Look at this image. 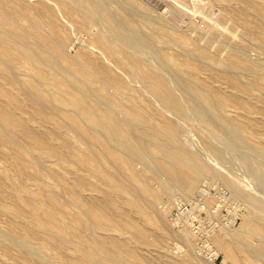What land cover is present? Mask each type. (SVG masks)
<instances>
[{
  "label": "bare ground",
  "instance_id": "1",
  "mask_svg": "<svg viewBox=\"0 0 264 264\" xmlns=\"http://www.w3.org/2000/svg\"><path fill=\"white\" fill-rule=\"evenodd\" d=\"M52 1L65 9L70 16H80L83 27L94 36L96 44L118 67L126 70L128 77L119 75L104 65H92L78 58L75 63L69 62L67 65L62 63L61 59H65L61 51L66 41L65 34L56 33L54 29L47 30L41 18L42 15L55 12L51 6ZM116 1L124 9L125 14L115 10L110 0H39L31 7L38 11L39 16L28 17L29 7L23 0H0V146L9 147L8 154L17 160L18 171L31 166L34 175L42 182L40 188L42 193L32 191L22 193L27 188L23 185L24 188L16 189L14 205L0 203V209L14 217L27 215L34 229L25 235L0 228V244L8 243L42 264H62V261H66L67 264H217L221 256L220 250L224 257L222 264H228L230 259L234 264L235 262L239 264L243 258L247 259L246 264L264 261V197H262L264 195L259 196L262 192L256 193L259 190L255 192L254 187H251L253 190L244 189L232 181L231 177L225 178V185L232 190L233 195L245 199L248 203L246 205L250 207L249 215H246L239 227L224 226L220 232L217 230L210 232L203 246L207 248V253L206 250L200 249L202 253L197 255L190 249L191 238H195L194 232L186 226L177 227L170 213L169 222L173 230L180 235L178 238L187 240H181L184 244L172 240L176 243L172 247L174 251L169 253L164 251L168 248L160 244L171 227L165 216L175 200L172 193L174 184L181 185L182 194L193 193L203 178L220 175L218 170H215L217 168H214L217 161L223 165L235 157L238 158L244 163L247 171L243 176L248 177L249 174L250 177L257 179L264 191V151L257 149L256 143L252 144L255 148L251 147L242 135L244 129L259 131V135L264 131V99L248 93L246 87L237 80H230L208 69L212 64L219 66L224 72L236 70L237 74L241 72L237 69H245L256 78L253 83V87H256L264 85V63L256 60L244 61L243 51L247 50L237 44L238 47L236 43L227 45L237 46L235 49L232 47L234 50L227 56L224 50L221 52L225 56L214 51L215 49L212 50L208 45L201 44L198 37H195L199 30L198 23V29L195 30L197 32L191 33L194 37L181 35L177 40L192 45L188 50L185 48L187 56L195 58L199 63L180 64L157 45L164 36L170 39L173 36L158 32L155 28L153 33L144 32L134 22L136 21L134 13L144 17L138 13L141 9L135 12L139 8L138 3L135 0ZM188 1L186 3H189ZM214 2L217 3L215 0ZM198 3L201 4L196 2L194 5L197 6ZM235 4L238 6L233 4L227 10L229 22L237 18L245 19L250 13L263 20L264 0H235ZM212 6L213 4L208 7L209 10ZM10 8L14 9V14L8 11ZM208 8L204 9L206 13L209 12ZM147 13L148 11L145 13L146 16ZM152 13L150 19L153 17ZM193 13L188 18H191ZM17 15L27 17L34 32L23 28ZM208 16L205 15V18ZM223 17L225 21L226 16ZM201 18L204 19L203 15ZM167 22L171 21L167 19ZM173 24L170 25L174 26ZM177 26L179 25L175 27ZM229 26L225 25L227 29ZM188 29L191 30L189 27ZM209 30L206 32L209 33L211 31ZM206 32L202 31L204 34ZM241 35H238L239 37L234 35V38L239 40ZM246 35L261 39L260 45L264 50V28L261 23L254 27L248 26ZM213 38L219 40V37ZM225 41L228 43L232 40ZM71 44L74 45L73 42ZM144 53L148 57L150 55L155 64L147 63ZM25 67L29 70L28 77H21V70ZM129 79L131 84L132 81L140 82L141 87L153 95L163 109L170 111L169 114L172 113L173 116L159 114L156 118L132 97L120 94V90L133 92L134 88ZM220 80H227L229 90L215 84ZM202 81H208L210 84L203 86ZM111 88L114 89L113 92L109 91ZM179 89H184L187 94H180ZM231 104L242 112L239 113L242 120L228 118ZM191 116L194 117L192 119H197L195 122L199 121L200 126L210 131L209 137L215 139V143L206 142L208 146L206 149L211 150L210 152L207 150L208 154L212 152L211 155L217 160L214 165L212 161L213 168L207 160L205 162L202 159L203 155L200 157V153L198 154L195 149L193 150L196 152L189 150L182 138L184 125H181L179 120L178 123L176 119L189 120ZM185 125L189 127L186 123ZM70 131L81 136L84 151L70 143L67 137ZM55 136L62 138L58 144L54 143ZM78 140L80 142V139ZM61 151L67 160L69 156L66 151H71L70 155L78 167L70 171V177L59 176L56 183L59 187L57 192L49 189L50 186L45 180L44 158L54 156L63 159ZM151 157L155 158L153 163L149 162ZM135 160L143 161L145 169L138 170ZM158 171L165 172L167 177H163L167 179L162 181L159 187L153 188L149 184V172ZM236 172L238 173L237 170ZM5 177L12 179L9 172L5 173ZM84 187L89 194L82 193ZM64 194L70 195L71 199H67ZM61 196L66 197L68 201L62 202ZM165 197L168 199L164 200L161 208H158L157 205H160L158 203ZM211 199L209 198V201ZM122 203H126L128 208ZM146 209L153 212L158 226L165 231V235L159 234L160 240L156 241L159 244L157 246L160 249L159 256L146 246L149 242L150 228L141 221L144 218L131 216V212L136 211L142 213L141 217L148 215L151 219ZM66 215H70V222L65 220ZM116 228L124 232L120 238H116L110 232ZM170 232L173 233L170 230L167 234L171 235ZM48 241H54L60 247L71 243L81 255L69 259L61 251L60 258L51 257L43 252V244ZM215 243L218 248H215Z\"/></svg>",
  "mask_w": 264,
  "mask_h": 264
},
{
  "label": "rangeland",
  "instance_id": "2",
  "mask_svg": "<svg viewBox=\"0 0 264 264\" xmlns=\"http://www.w3.org/2000/svg\"><path fill=\"white\" fill-rule=\"evenodd\" d=\"M23 1L29 7L28 15H27L28 17L39 16L38 11L37 10L34 11L35 9L31 8L34 5V3L36 1H39V0H36V1L35 0H32V1L31 0H23ZM135 1L139 5V8L135 12L137 13L138 10L141 9L142 11L139 10L138 13L144 15V17H143L141 15L139 16V14L137 15V14L134 13L133 16H135L134 18L136 20V21H134L135 24L139 28H142V30H144V32H147V33H153L154 32V28H155V30L158 31V32H161V33L164 32V33H167V34L169 33L171 36H173V37H171L172 39H170L168 36H164L161 40H159L157 42V45H158V48L160 50H162L163 52H165L167 54L169 53L168 55L172 56L180 64H186V63L190 62V63L196 65V64L199 63V61L196 60L195 58H190V57L187 56L186 49L188 50L189 48L192 47V45L190 43H188V42H180L179 40H177V37H179L181 35H184L186 37H194V35L191 34V33H195L197 31L198 32H197V34L195 33V37L196 36L198 37V40H200L199 42H201V44L208 45L212 50L215 49L214 51L222 54L223 56H225L224 55L225 52H226V56H227V54H230L239 45L240 47L243 46V49L247 50V51H245V50L243 51L246 54L245 55L243 53V56H244V59H245L244 61L256 60V61H261V62L264 63V60H263L264 59V56H263L264 55V50H262V47L260 45V42L262 40L258 39V38H255V37H250V36L246 35V28L248 26L254 27L256 24L261 23L263 28H264V18L261 21L260 19H258L257 16H255L252 13H250L247 18H245V19L244 18L243 19H241V18L232 19L230 21L231 22L230 23L229 22L230 19L227 18V10L233 4L238 6L237 4H235V0H215L217 3H215L214 0H210V1L209 0H202L204 2H202L201 0H199V1L198 0H189V1L187 0L190 4L186 3L187 1H185V0H182V2L180 0H179L180 2H178V0H160V1L159 0H150V1L149 0H135ZM142 1H143V3H142ZM193 1H195V2H193ZM110 2H111V6L114 5L113 8L114 9L116 8L115 10H118L122 14L126 13V12H124V9H122L120 7V5H118L119 4L118 1H116V0L111 1L110 0ZM167 2H169V3H167ZM196 2H200V3L202 2V3L200 5L198 3V5L195 6L194 3L196 4ZM184 4L186 6H184ZM212 4H213V6L209 10L208 7H211ZM51 6H52V8H54L56 13L54 12V13H51V14H48V15H42L41 18H42V23L45 26H47V30L52 31L54 29L53 31L56 32V33L65 34L66 41H65V43H64V45H63V47L61 49L62 54L64 55L65 59H63V58L61 59L60 58L62 63L66 64V65L69 64V62L75 63L76 62V58H78L79 60L86 61V62H88V63H90L92 65H94V64H96V65H104V66L108 67L109 69L115 70V72L117 74L122 75L124 77H128L127 73H126V70L118 67L117 64L114 62V60L111 57H109L107 54H105V52L101 49V47L96 44L94 36L87 29H85L83 27L80 16H78V15L70 16L65 11V9H63L62 7H59V5H57V3L55 1L51 2ZM164 7L167 8V9H165ZM184 7H185V9H190L192 11V13H193V11L197 10V12L195 11V13H193L194 16L192 15V17H191L192 19L190 17L188 18V16L192 14L191 11L183 9ZM196 7H197V9H196ZM146 8H148L150 10V12ZM206 8H208L207 12L209 10L208 13H206V11H204V9H206ZM13 10L14 9L10 8L8 11L10 13L14 14ZM157 10H159V11H157ZM147 11H148V13H147V16H146L145 13ZM166 11L169 14L166 13ZM199 12H201V13H199ZM151 13L153 14V17L151 19H153L156 16L155 19H153L154 21L149 18V17H151ZM204 13H206V14H204ZM61 14H64V15L62 16ZM222 14H224L226 16L225 17V21L227 23L224 21V17H223L224 15H222ZM202 15H203L204 19L201 18ZM205 15L206 16L209 15L208 17L210 19L208 17L205 18ZM163 16L166 17V19L163 18ZM17 17H18L20 25L23 28H25L27 31H29L31 33L34 32V29L31 28L30 21H29V19L27 17H23V16L21 17L19 15H17ZM147 17H148L149 22L147 20ZM185 17H186V19H185ZM194 17H196V20H195ZM137 18H139L141 21L139 19L137 20ZM220 18H223V20L221 21ZM167 19H168V21H171V22L170 23L167 22ZM211 19H212L213 23L211 22ZM158 20L160 22L156 23V21H158ZM197 20H199V22ZM220 22L223 23L222 24L223 26L221 25ZM237 22H239L238 23L239 25H237ZM21 23H23V24H21ZM167 23H169L168 26H166ZM171 23H174L173 24L174 26L170 25ZM198 23H199V30L195 31L196 29H198ZM139 24H141V25H139ZM212 24H214V25H212ZM176 25H179L180 27L179 26L175 27ZM225 25H228V26L230 25L229 27L233 28L231 30H234V31H237V29H239V30L237 32L231 31L230 28L227 29L226 28L227 26L225 27ZM210 26L213 27V28H211ZM238 26H239V28H238ZM188 27L191 28V30H193V28H195V29L192 32L190 29H188ZM240 27H242V28H240ZM179 28L181 30H179ZM208 28H211L210 29L211 31ZM223 29L224 30L226 29V30L223 31ZM208 30L210 31L209 32L210 36H209V33L206 32ZM71 31H73V32L71 33ZM202 31H204V33L206 32V34L202 33ZM227 31H228V33H227ZM87 32L89 33L90 36L88 35ZM212 32H215V33H212ZM216 33H219V35L220 34L223 35V37L220 35L221 39L225 38V39H222L223 42L221 41L220 36H218V34H216ZM85 34H86V36H85ZM234 35L235 36L236 35L237 36L241 35V37L238 40V39L234 38ZM78 36H79L80 39L78 38ZM205 36L206 37L209 36V38L207 37V39H206V38H204ZM214 36H215L216 39H217V37H219V40L218 39L214 40V38H213ZM231 36H232L233 39L231 38ZM228 39L232 40L233 42L232 41H228ZM172 40H174L176 43L174 41H172ZM202 40H204V41L202 42ZM225 40H227L228 43ZM242 40H245V41H242ZM247 40H249V42H247ZM250 40H251V42H250ZM215 41L218 42L217 43L218 45L216 44ZM71 42H73L74 45H72V44L70 45ZM214 43L216 44L215 48H214V45H215ZM232 43L233 44L236 43V45L237 44L238 45L237 46L233 45V46L228 47ZM249 43H251L253 45L250 46ZM89 44H90V46H88ZM255 44H258V45H255ZM165 45H166V47H165ZM91 46H93L94 48L91 47ZM182 46H184V47H182ZM211 46H213V47H211ZM245 46L246 47L248 46L250 48H248V47L245 48ZM71 47H73V48H71ZM224 47H225V49H224ZM254 48H256L257 50L254 49ZM223 50H224V53H222ZM229 50H230V52H229ZM68 51H70V52H68ZM181 52L184 53V54H182ZM248 52H250V53L247 55ZM72 53H74V54H72ZM143 56L146 58L147 63H151L152 62V63L155 64V62L153 61V58H150V55L148 57L147 54L144 53ZM257 56H259V57L257 58ZM176 57H178V58H176ZM252 57H254V58H252ZM181 59H183V60H181ZM150 60H152V61H150ZM216 67H219V66H217L215 64H212V65L208 66V69L211 72H213V73L216 72L215 74L221 75L223 77L226 76L230 80L231 79L237 80L239 83L243 84L244 87H246L248 93H250L251 95H255V96L258 95L257 97H260V98L264 99V85L253 87V83L255 82L256 78L253 76V74L251 72H249V71H247L245 69H237V70L241 71V72H238L240 74H237L236 70H234L233 72L232 71L224 72V71H222V68L220 69V67H219V69H218ZM184 68L186 69L187 67L184 66ZM188 69H190V68H188ZM242 71H244V73H242ZM21 72H22V74L20 75L21 77H28L29 70L26 67L22 68ZM246 72H248V74ZM58 77L61 78L60 76H58ZM242 80H244V81H242ZM136 82L137 81H132V84H131V80H130V84L134 88L133 92H131L130 90H120V94H122L124 96H127V97H132L141 106H143L145 109H147L148 112L154 114L156 116V118H158L159 114H164L165 116H169L170 115L169 117L173 116L172 113L169 114L170 111H166L165 109H163V106L160 104V102L153 95L148 94L149 92H147L145 89H143V87H141L142 84L140 82H137V83ZM248 82L249 83L251 82V84H249ZM208 83H209L208 81H202L203 86H208L210 84V83L209 84ZM215 84L220 86L221 88H224L225 90H229V87H228L229 84L227 83V80L226 81L225 80L216 81ZM257 87H259L261 91ZM111 89L109 91L113 92L114 89L113 88H111ZM182 90L179 89L178 92L180 94L186 95L187 91L184 92L185 90L184 89H182ZM262 91H263V94H262ZM151 101H153V102H151ZM229 109L231 111L227 115L228 118H234V119H237V120H242V118L239 115V113H242V112L237 110L235 105L231 104L229 106ZM192 117L193 116H191V118L189 120L176 119V121L177 120L181 121L180 122L181 125H184L182 127L184 128L183 129L184 130L183 135L185 134V136L183 137V135H182V138H183L184 142L186 143L187 148L189 150L194 151L193 149H195L197 151V153L198 152L200 153V154L198 153L200 155V157H201V155H203L202 159L204 161L207 160L208 161L207 163H209V165L212 167L217 160L215 158H213L214 156H212L213 155L212 152L208 154V152H210L211 150L209 148L206 149L208 147L206 145V142L207 141L214 142L215 139H213L212 136L209 137L211 135L210 131L208 129H206L205 127L200 126L201 124L199 123V121L195 122L197 119L195 118L196 120H194V119H192ZM179 121H177V122L179 123ZM183 122H184V124H183ZM185 123L187 125H189V127H186ZM202 129H204V131H206V133ZM208 131H209L210 135L208 134ZM71 132L72 131H70L68 133V135H67L68 140L70 141V143L73 146L76 145V147H79L80 151H84L85 150V146H84V141L81 138V136H79L74 131H73V133H71ZM260 133L261 134L259 135V131L255 132L253 129H247V130L244 129L242 131L243 137L245 136V140L249 143V145H251V147L255 148L254 146L258 145V146H256L257 149L264 151V131H261ZM74 137H76V138L74 139ZM55 138L56 139H55L54 143H57V144L62 140V138L58 137V136H55ZM78 139H80V142H79ZM204 139H206V140H204ZM80 144H82V145H80ZM252 144H255V145L252 146ZM259 144H261V145H259ZM188 145H189V147H188ZM207 150H209V151L207 152ZM196 151H194V152H196ZM8 152H9V147L7 145H3V146L1 145L0 146V203L1 204H6V205L7 204H13L14 205L15 193H16V189L18 187L19 188H24L23 185L27 186V188L24 189L22 193H24L25 191H32V192L42 193V191L40 190L42 182L34 175V169L31 166H27L23 171H18L17 160L15 159V157L10 156L8 154ZM63 153L64 152L61 151V154L64 157L63 159H60L59 157H54V156L48 157V158L47 157L44 158L45 159L44 161L46 162V165H45V162H44V166L46 168L43 169L45 180L50 186V187L48 186L49 189H52V190L54 189L57 192H59V187H58V185L56 183L59 180V176L60 175H63V176L67 175V177H70L71 176L70 171L71 170H76L77 167H78L77 164L75 163V160L70 155L71 151H66L67 155L69 156L68 160H67L66 156H64ZM206 155H207V157H206ZM208 157L210 158V160H209ZM206 158H208V159H206ZM236 159H237V161H236ZM153 160L155 161V158L151 157L149 159V162L153 163L154 162ZM239 161H240V163H239ZM134 163H135V165H136L138 170H144L145 169V163L143 161L135 160ZM212 163H213V165H212ZM229 163H231V164H229ZM220 164H221V162L218 164V161H217L216 165H215L216 167L213 166L214 168H217L215 170L216 171L218 170L217 172L220 173V175L219 176L212 175L213 177L210 175L211 178H209V176H207L208 178L207 177L203 178V180L200 181V183H199L198 189L195 190L191 194L186 195V194L180 193V192H182L181 185L180 184H178V185L174 184V189H172V193L174 194V199L175 200H174L173 205L170 208L171 210L168 213H166L165 219H166L167 222H169V214L173 212V210L178 206L179 203L187 202V201H193V200H195V198L197 200V198H199L201 196V193H202L203 189H205V190H207L209 192H208V196H207V192H206V195H204L203 197L207 200V203L209 204V206L215 205V203L217 201V197L219 196L220 192L223 194V197H220L221 198L220 207H218V208H210V209L214 210L213 213L211 214V216L208 217L205 214L203 215V217L207 218V219L204 220L203 224L205 226L214 225L215 229H217L218 232L222 231V229H224L225 227H228L230 225L233 226V227H239L241 225L243 220L246 218V215L247 216L249 215L250 207H249V205H246L247 202L245 201V199L240 198V197H236L235 195H233L232 190L227 185H225V183H224L225 178L226 177H231L233 179L232 181L237 182L244 189L245 188L246 189L250 188V190H253V189L255 190L256 189L255 192L257 190H259V191L256 192V193H259V194L262 192L259 196L264 195L263 194L264 191L261 188L260 182L257 179L250 177L249 174H248V177L247 176H245V177L243 176V175L247 174V171H246L244 163L241 160H239L238 158L235 157L230 162L223 163L224 166L220 165ZM233 164H234V166H233ZM219 165H220V167H219ZM222 166L224 167V169H223ZM227 166H229V167H227ZM221 167H222V169H221ZM234 167H235V169H234ZM236 170L238 171V173L236 172ZM6 172H9L11 174L12 179H9V178L5 177V173ZM158 172H159V174H157ZM158 172L157 173L156 172H149V174H150L149 184L153 188L159 187L160 183L162 181H164V180L166 181V179H167V178L166 179L164 178V177H167L165 175V172H163V171H158ZM46 173H48V175ZM51 174H52V176H51ZM236 178H238V179L236 180ZM244 178H246V179H244ZM250 180L253 181L254 184ZM48 181H50V182H48ZM249 183H250V186L248 187ZM55 186H57V187H55ZM180 187H181V189H180ZM251 187H254V188L252 189ZM82 193L83 194H89L90 192L87 190L86 187H84L83 190H82ZM64 195L67 197V199H69V200L71 199L70 195H67V194H64ZM66 197L61 196L62 202H67L68 201L66 199ZM262 197H264V196H262ZM209 198H212V199L209 201ZM167 199H168L167 197L162 199V202L158 203L160 205H157V207L161 208L162 205L164 204L163 203L164 200H167ZM122 205L128 208V205L126 203H122ZM136 208H138V207H136ZM146 211H148L149 217H151V219L148 218V215L144 216V217H141L142 213L140 214V213H137L136 211L131 212V216H133L134 218H139V217L140 218H144L145 221L143 219H141V221L145 224L146 227L150 228V236H149V239H148L149 242H147L146 246L149 249H153L154 254L159 256L160 249L157 247V246H159V244H157L156 241L160 240V236L161 235L159 236V234H164L165 235V233H164L165 231L163 232V230L158 226V224H157V222H156V220L154 218L153 212L149 211L148 209H146ZM69 217H70V215H66V217H65V220L68 221V222L71 221V219ZM169 225L171 227H169V230L167 232L172 230L173 233L170 232L171 235H169L166 232V235L163 237V241L160 242V244L163 247L165 246L166 248H168V249H164V251H166L167 253H169V251H174L172 249V247L175 246L174 244L176 242H179L180 244H182V242H183V244H184V241L187 240V239L184 240L183 238H181V240H184V241H181L179 239L180 235L176 232V230H173L172 225L170 224V222H169ZM0 228L5 229V230H10V231H12L14 233H17V234H25V235L29 234L31 231L34 230L32 228V224L28 221L27 215H24L23 217H14L9 212L3 211L2 209H0ZM110 232L112 234H114V236H116V238H120L121 235L124 233L123 230L117 229V228L111 230ZM173 235L176 238L173 237ZM242 235L246 236V234H242ZM168 239H170V240H168ZM164 240L168 241V242H165ZM172 240H175L176 242L172 241ZM201 240L202 239L198 240L197 237H196V239L195 238H191L192 245H190V249H192L194 251V253H196L197 255H201L200 253H202V251L200 249H204V251L206 250L205 253H207V248L203 247L205 245V243L203 241H201ZM66 244L63 247H60V246L57 245L56 242L48 241V243L43 244L44 245L43 252L46 253L47 255L51 256V257H54V258H60L61 257V254H60L61 251H63L66 254L65 256L67 258H69V259H71V257L73 259L74 257L76 258V257H79L81 255V253L79 251H77L75 248H73L74 247L73 244L72 245H71V243H66ZM214 245H215V248H218V245L216 243ZM162 246H160V247H162ZM195 249H196V251H195ZM193 251L191 252V250H190L191 253H193ZM220 253H221V256L217 260V264H222L223 263L224 257H223V253H222L221 250H220ZM245 260L243 258L240 261L241 263L239 262V264H246L247 259H245ZM232 261L233 260L230 259L228 261V264H234L233 263L234 261L233 262ZM62 262H63L62 264H67L66 261H62ZM236 263L237 262H235V264ZM0 264H42V263H40L36 258H34L32 256L25 255L21 251H19L18 249L14 248V247H11L8 243H2V244H0ZM257 264H264V261H261V262H259Z\"/></svg>",
  "mask_w": 264,
  "mask_h": 264
},
{
  "label": "built area",
  "instance_id": "3",
  "mask_svg": "<svg viewBox=\"0 0 264 264\" xmlns=\"http://www.w3.org/2000/svg\"><path fill=\"white\" fill-rule=\"evenodd\" d=\"M206 192L208 196L209 191L203 189L201 196L197 200L195 198L193 201L181 202L171 213V219L177 227L186 226L190 228L195 234V239L196 237L197 239H202L201 241L204 243L208 234L217 229H215L214 225L205 226L203 222L207 218L203 217V215L211 216L214 210L210 208L220 207V197H223L220 192L215 205L209 206L207 200L203 197Z\"/></svg>",
  "mask_w": 264,
  "mask_h": 264
}]
</instances>
